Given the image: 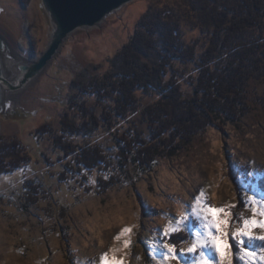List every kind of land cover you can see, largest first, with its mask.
<instances>
[{"label":"rangeland","instance_id":"rangeland-1","mask_svg":"<svg viewBox=\"0 0 264 264\" xmlns=\"http://www.w3.org/2000/svg\"><path fill=\"white\" fill-rule=\"evenodd\" d=\"M185 1L134 0L98 27L75 31L37 80L13 96L15 107L0 114V138H17L30 156L27 165L0 176V264H103L104 254L110 258L114 255L123 264H144V246L151 257L155 255L153 264H159L163 251L159 244L165 227L188 214L187 230L191 234L201 231L193 205L197 211L202 205L223 207L231 212L230 217H225L229 230L236 223H231L238 203L231 174L236 177L243 170L257 178L264 172V78L249 81V111L239 122L219 128L208 126L187 149L172 158L159 159L151 172L141 176H137L134 166H128L125 183L116 187L111 184L105 191H98L97 186V180L107 175L102 168L85 169V179L80 175L73 178L67 167L88 146L99 144L101 155L112 161L115 170L118 134L132 124L144 132V137L148 136V124L141 113L158 100L157 94L138 91L141 107L112 129L101 123L89 135L65 136L75 145L67 153L56 144L61 113L68 112L76 123L81 121L77 110L67 105L74 91L70 83L115 69L116 53L137 32L149 9L173 7L184 40L192 44L197 40L199 53L207 47L209 37L198 28L192 29ZM0 34L15 55L36 61L52 34L41 0H0ZM143 61L149 60L144 57ZM187 71H194V66L189 65ZM187 81L180 80L183 91L191 95L193 89ZM89 100L88 106L100 117L99 100ZM44 124L54 130L40 139L36 130ZM30 180L33 186L26 191L24 183ZM239 183L246 205L239 217L252 218L251 206L245 201L264 198L252 182L240 177ZM124 229L131 232L124 233ZM254 234L264 232L257 228ZM189 242L182 248L186 249ZM220 244L223 247L222 241ZM258 248H264V242L254 241L251 251L255 253ZM206 254L215 259L211 252ZM238 264L242 262L238 260Z\"/></svg>","mask_w":264,"mask_h":264},{"label":"trees","instance_id":"trees-1","mask_svg":"<svg viewBox=\"0 0 264 264\" xmlns=\"http://www.w3.org/2000/svg\"><path fill=\"white\" fill-rule=\"evenodd\" d=\"M185 5L192 29L198 28L209 37L202 52L197 51V40L193 44L184 40L173 7L149 9L141 18L137 32L116 53L115 69L98 71L94 78L74 79L70 83L74 91L68 96L67 105L77 110L81 121L76 123L68 112L60 115L56 144L66 153L75 145L65 136L89 135L101 123L112 129L120 120L137 112L141 107L138 91L159 96L141 113L142 120L148 124L147 137L132 124L118 134L119 159L115 170L112 161L101 155V146L97 144L83 148L79 158L67 167L73 178L80 175L86 179L85 169L102 168L101 172L107 175L97 180L98 191H105L111 184L122 185L128 166L138 170L137 176L151 172L159 159L172 158L187 149L208 126L235 124L249 111V81L264 78V0H186ZM144 57L149 61H143ZM189 65L194 66V71H187ZM181 78L188 80L193 89L191 95L183 91ZM90 97L99 100V118L88 106ZM52 129L50 124H44L36 130L37 136L42 139ZM29 162L30 156L20 140L0 138V176ZM230 177L238 199L231 223H237L235 218L246 206L239 178L252 182L264 198V172L252 178L240 170L236 177L232 174ZM31 186V180L25 181L26 191ZM170 237L164 236L162 241L175 243L179 254L192 234L187 230L171 233ZM233 251L234 264H238L235 256L238 250L234 247ZM143 253V263L153 264L145 246ZM191 259L186 254L182 261Z\"/></svg>","mask_w":264,"mask_h":264},{"label":"snow or ice","instance_id":"snow-or-ice-1","mask_svg":"<svg viewBox=\"0 0 264 264\" xmlns=\"http://www.w3.org/2000/svg\"><path fill=\"white\" fill-rule=\"evenodd\" d=\"M203 195V193H201ZM197 204H199V198ZM245 203L250 204L253 212L252 218H244L242 215L236 217L237 223L231 226L229 230V220L231 212L225 208H213L209 205H202L197 211L196 205H193V215L199 221L201 231L192 233V239L186 249H181L179 254L176 252V244L167 241H161L159 247L163 249L162 260L159 264L175 261V264H181L186 254H193L190 261L185 264H234V247L238 249L235 252L236 258L242 264H261L264 262V248H258L254 253L251 249L254 247V241L264 242V234H254L255 229L259 228L264 232V201L249 200ZM256 205H259L257 210ZM259 216L261 219H256ZM189 220L188 214L170 224L163 230V235L170 237L171 233L187 231L185 221ZM124 233L131 232V229H124ZM123 235V233H121ZM116 239H120L119 236ZM223 242L221 247L220 242ZM126 241L124 247H128ZM155 247V245H154ZM115 251V250H114ZM198 252V254H196ZM211 252L215 259H211L206 253ZM156 259L155 255L152 257ZM103 264H123L122 260L111 258L108 254L101 257Z\"/></svg>","mask_w":264,"mask_h":264},{"label":"water","instance_id":"water-1","mask_svg":"<svg viewBox=\"0 0 264 264\" xmlns=\"http://www.w3.org/2000/svg\"><path fill=\"white\" fill-rule=\"evenodd\" d=\"M134 0H41L52 25L47 48L36 61L15 55L0 34V114L15 107L13 96L46 70L72 33L98 27L108 16Z\"/></svg>","mask_w":264,"mask_h":264}]
</instances>
